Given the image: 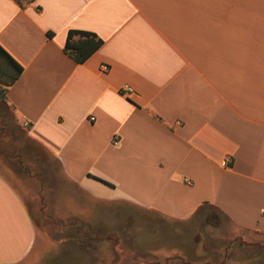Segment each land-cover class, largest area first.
Instances as JSON below:
<instances>
[{"label": "crops", "instance_id": "obj_1", "mask_svg": "<svg viewBox=\"0 0 264 264\" xmlns=\"http://www.w3.org/2000/svg\"><path fill=\"white\" fill-rule=\"evenodd\" d=\"M71 30L103 41L83 64ZM0 46L23 67L6 100L66 189L168 219L212 205L264 234V0H0ZM44 245L0 172V264Z\"/></svg>", "mask_w": 264, "mask_h": 264}, {"label": "rangeland", "instance_id": "obj_2", "mask_svg": "<svg viewBox=\"0 0 264 264\" xmlns=\"http://www.w3.org/2000/svg\"><path fill=\"white\" fill-rule=\"evenodd\" d=\"M7 69L0 64L1 72ZM4 90L0 83V172L20 191L46 241L42 264H264L263 233L224 220L210 225L205 207L168 219L119 202L92 205L66 189L50 154L29 138ZM102 239L109 245L99 247ZM98 249L102 253L95 257Z\"/></svg>", "mask_w": 264, "mask_h": 264}, {"label": "trees", "instance_id": "obj_3", "mask_svg": "<svg viewBox=\"0 0 264 264\" xmlns=\"http://www.w3.org/2000/svg\"><path fill=\"white\" fill-rule=\"evenodd\" d=\"M102 45L103 41L93 33L71 30L68 33L65 51L70 55L72 59H74L75 62L83 64L88 59H90L102 47ZM0 64L8 67V69L4 72H1L0 70V83L5 87L4 99L6 100V87L16 82V80L23 72V67L15 59H13L1 46ZM96 179L107 185L113 186L110 183H107L101 179ZM207 204L209 205V203H205V205ZM210 206V211L204 205L202 206L205 207L203 212H207L206 221L210 225L219 227L222 224L224 216L214 206Z\"/></svg>", "mask_w": 264, "mask_h": 264}, {"label": "built area", "instance_id": "obj_4", "mask_svg": "<svg viewBox=\"0 0 264 264\" xmlns=\"http://www.w3.org/2000/svg\"><path fill=\"white\" fill-rule=\"evenodd\" d=\"M124 95H130L133 93V90L129 86H124L122 89Z\"/></svg>", "mask_w": 264, "mask_h": 264}]
</instances>
